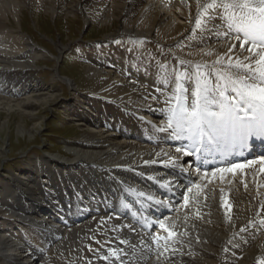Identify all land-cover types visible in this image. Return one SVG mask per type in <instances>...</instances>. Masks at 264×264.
Masks as SVG:
<instances>
[{
  "label": "bare ground",
  "instance_id": "6f19581e",
  "mask_svg": "<svg viewBox=\"0 0 264 264\" xmlns=\"http://www.w3.org/2000/svg\"><path fill=\"white\" fill-rule=\"evenodd\" d=\"M24 8L33 11L36 18L43 14L54 18L66 15L72 16V21L82 20L85 25L114 27V31L103 35L105 40L118 34L145 36L158 45H165L179 60L212 61L215 55L225 54L230 46L222 36L217 38L215 29L196 30V0H187L186 4L182 0H0V89L5 93L12 90L13 97L26 90L25 85L33 88L28 89L30 97L21 100L15 97L17 101L0 95L2 109L30 110L42 101L50 104L57 99L61 84L68 91L74 90L68 77L59 76L57 67L58 55L66 44L60 39L59 44L52 41V51L40 46L31 36H24L20 22L26 15ZM10 16L20 31L8 27L13 25ZM215 23L218 27L221 21ZM208 49L215 50L213 56L203 55ZM101 51L100 56L97 53ZM93 55L81 64L91 86L87 90L90 94L82 95L80 101L87 107L81 112H70L79 116L74 121L77 141L64 142L71 149L72 158L47 156L30 168L26 176H11L9 179L14 183L0 180V256L3 260L8 264H36L43 260L50 243L60 238L61 242L55 246L66 257H73V248L86 239L92 228L102 224L92 246L101 251V258H114L109 250H116L120 260L98 264H166L160 260L161 256L168 258L169 264H217V261L219 264H264V225L260 223L264 219V163L256 158L262 147L251 142L257 139L250 138V145L254 147L227 155V161L244 165L243 168L213 175L211 168L218 169L220 163L215 160L220 158L221 150L210 148L201 154L203 161L197 160L196 155L189 156L187 165L194 166L195 172L190 170V176L186 175L181 171L182 164L172 155V149L183 148L187 140L159 131L165 120L161 109L166 107V98L171 95V88L165 86L166 78L160 73L161 63L166 59L151 54L133 57L110 46ZM229 55L243 58L249 53L240 50L237 41ZM44 59L53 60L56 65V75L51 76L50 85H43L24 72L34 69L37 61ZM177 66L179 71L184 70L179 63ZM17 69L23 71L9 73ZM168 71L172 70L168 68ZM75 98L79 95L75 94ZM248 157L255 158L248 160ZM169 158L177 163H166ZM229 162L224 164V169L230 168ZM170 177H174L171 181L185 182L175 186L177 193L161 188ZM158 178L161 184L154 185L153 180ZM129 189L153 195L158 200L161 192L166 198L160 200L168 203L156 204ZM37 192L39 197L31 195ZM222 197L231 205L227 214ZM182 203L187 207H180ZM191 210L194 213L188 212ZM36 215L39 217L35 218ZM48 217L68 224L88 219L82 227L71 228L63 236L64 233L54 228L57 225L45 224ZM161 220L177 233L173 240L154 242L156 234L167 236L159 227Z\"/></svg>",
  "mask_w": 264,
  "mask_h": 264
},
{
  "label": "snow or ice",
  "instance_id": "6c2138e0",
  "mask_svg": "<svg viewBox=\"0 0 264 264\" xmlns=\"http://www.w3.org/2000/svg\"><path fill=\"white\" fill-rule=\"evenodd\" d=\"M182 3L186 4L187 0H182ZM196 8V30L210 32L215 29L217 38L222 36L230 46L225 54L215 55L212 61H178L183 71L173 67L169 72L166 64L160 66V73L165 76V86L171 88V95L166 98V107L161 109L165 120L159 131L187 140L188 143L176 151L186 156L196 155L197 160L203 161L201 154L210 148H223L224 154L247 150L250 146L254 147L250 145L252 137L264 144V0H196ZM217 20L221 21L218 27ZM237 41L239 49L246 50L249 55L243 58L229 55L236 48ZM214 52L208 49L203 51V55L213 56ZM160 155L157 153V156ZM260 162L264 163V156L260 157ZM166 163L175 165L177 162L169 158ZM243 167L234 164L227 169H213V175ZM181 171L184 169L181 168ZM170 186V181L161 184V188ZM129 191L156 204L168 203L136 189ZM221 199L227 214L231 205L223 197ZM184 202L188 203L187 195ZM158 223L167 236L156 234L154 242L173 240L177 233L163 220ZM260 223L264 225V219ZM109 251L119 259L116 250Z\"/></svg>",
  "mask_w": 264,
  "mask_h": 264
},
{
  "label": "rangeland",
  "instance_id": "374dc122",
  "mask_svg": "<svg viewBox=\"0 0 264 264\" xmlns=\"http://www.w3.org/2000/svg\"><path fill=\"white\" fill-rule=\"evenodd\" d=\"M24 11L26 15H24L20 21L22 34L24 36H31L32 39L40 46L46 47L52 51H54L53 46H51L52 41H56L59 44L58 40L60 39L66 44V48L63 49L60 55L56 53V55L59 56V64L57 67L60 73L59 76L68 77L71 80V84H74V90L68 91L65 89L63 84H61L62 87L56 93L58 97L54 102L47 104L45 101H42L40 102V105L35 106L34 109L30 110L28 108L23 109L17 107H13L12 109L3 107L5 109H2L1 107L4 105L0 104V180L8 181L9 183H14L9 178H13L14 176L17 177L18 175L26 176L27 173L30 172V168L32 169L35 164L42 162V159L47 158V156H55V158L57 157L62 160H65V157L69 156L72 158L70 154L71 149L65 146L64 142L69 140L77 141L78 134L75 132L76 126L74 125V121L79 119V116L76 114L71 115L70 112L72 110L81 112V110L86 109L87 104L80 102L83 100L81 99V96L89 95L90 93L87 92V90L91 87L89 86L90 84L87 83L86 74L81 68V64L85 63V60L83 59H86L91 55L95 57V55H93L95 51L110 46L120 50L121 52L125 51L127 53H131L133 57L150 54L154 57L156 56V58L163 57L166 59V65L169 63L168 68L171 70L173 67L177 68L178 63L176 64L175 62L180 61L177 54L173 52L170 53L165 45H158L156 42L149 40L150 38H145V36L118 34L117 36L105 40L102 38L103 35L114 31V27L102 29L100 26L95 24L85 25L82 20L72 21L70 20L72 19V16L66 15H61L57 18H54L43 14L36 18V14H34L33 11H30L26 8H24ZM10 20L13 25L8 24V27L13 26L16 30L20 31V29L17 27L18 23H15L12 17ZM158 51L160 52L158 53ZM97 54L101 56L103 55V52L101 51ZM171 55H173V57ZM25 60L27 61V59ZM165 63L161 64L164 65ZM54 64L55 62L53 60H39L37 61V67L30 70L31 72H28V70L24 72H27V75L30 78L32 76L35 81H40L43 85H50L51 76L54 75L55 77L56 75L54 73L56 65ZM106 65L109 66V64ZM19 70L20 69L12 70L9 71V73L13 74L15 72L19 73L23 71ZM10 88V86H7V90H10ZM25 88L26 90H23L22 93L16 94L13 97H11L13 95L12 90L5 93L0 89V95L6 97L10 96L9 98L12 101L25 99L30 97L29 90L33 89L32 86L29 87L27 85L24 86V89ZM75 94L79 95L78 99L75 98ZM84 104H86L85 107ZM88 116L91 118V114ZM177 148H181V146H175L174 149H172V155L178 159L179 163L182 164V168L186 172V175L190 176V174H188L190 173V170L194 171V166H191L190 164L187 165L188 161H190V157L183 155L181 152H177ZM196 172L198 174L201 173L200 171ZM172 178L174 177H170L166 180L171 182V186L169 188H164V191H174L176 185L185 183L179 179H176V181H171ZM153 182L154 185H157L161 182V180L159 181L158 178L153 180ZM28 185L31 186L32 184L28 182ZM43 185L47 186V184ZM175 192H177V189ZM31 195L36 198L40 196V193H31ZM158 198L159 200L166 198V195H163L161 192H159ZM6 200L10 201V198H6ZM179 205L183 208L185 206L183 203ZM166 209H168L167 212L170 211V207H167ZM188 212L194 213V210ZM42 214L43 213L41 212L38 215ZM38 215H36L35 218H38ZM167 215L165 217L166 220L169 218ZM87 219L84 218L82 221L75 220L76 222L68 224V222L62 221L58 218L54 219L53 217H48L46 218L45 224L48 226L52 225V227L57 225L54 228L59 229L62 234L64 233L63 236H65L71 228L82 227L81 225L85 223ZM205 222L208 223V220H204V223ZM101 228H103L102 224L92 228L93 231L92 229L90 230L88 234L89 237L87 236L84 241H80V243L73 248L74 256H70V258L69 256L66 257V255H63L64 252H62L57 247V245L55 246L58 241L61 242V238L55 242L52 241L47 248L48 250L43 255V260L36 264H98L101 261L104 262L106 260L110 263L119 261L120 259L115 256L114 258L109 256L108 259L103 260V258H101L102 256L100 255L101 251L92 246V244L95 243L96 239L98 238V230ZM234 239L237 240L238 238ZM163 257L164 256H161L160 260L166 264H169V259ZM219 262L220 261H217V264H219ZM209 263L214 264V262ZM0 264H8V262L4 261L0 256Z\"/></svg>",
  "mask_w": 264,
  "mask_h": 264
}]
</instances>
